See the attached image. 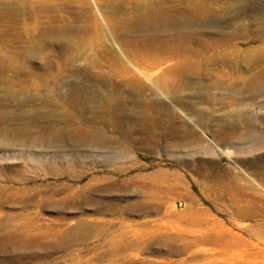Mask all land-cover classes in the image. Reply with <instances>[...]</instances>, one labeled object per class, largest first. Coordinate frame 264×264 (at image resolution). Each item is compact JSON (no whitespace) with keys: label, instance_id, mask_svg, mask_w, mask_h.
<instances>
[{"label":"rangeland","instance_id":"rangeland-1","mask_svg":"<svg viewBox=\"0 0 264 264\" xmlns=\"http://www.w3.org/2000/svg\"><path fill=\"white\" fill-rule=\"evenodd\" d=\"M263 52L264 0H0V264H264V200L213 187L264 174L222 143L238 110L264 135L241 83Z\"/></svg>","mask_w":264,"mask_h":264},{"label":"bare ground","instance_id":"bare-ground-1","mask_svg":"<svg viewBox=\"0 0 264 264\" xmlns=\"http://www.w3.org/2000/svg\"><path fill=\"white\" fill-rule=\"evenodd\" d=\"M9 15L11 16V13ZM145 15L147 16V14H145ZM7 18H10V17L8 16ZM49 42H50V44L62 43V41L57 39V37H56V39H54V38L50 39ZM40 46L41 47L39 48V50H42L45 48L44 43H42ZM193 49H194L193 52L195 54L199 53L197 48H193ZM250 63L257 64V67H259V68L256 71H253V74H251V76L249 78H243V79L238 78L237 81H239L241 79V83H243L245 88L247 87V90L250 91L249 97L252 101V104L255 105L257 103V101H256L257 98L260 96H264V52L261 53L258 57H256ZM117 87L122 89L123 84H117ZM262 103H264V98L262 100ZM226 124H227L229 130H231L233 132V134L235 133V137L233 140H231L232 136H229V137L226 136V138L222 140L223 144L231 145L232 143H235L236 141H238V142L250 141L251 144L249 146L238 149V152L241 154L251 153L252 151H256V150H259L260 148H264V135L260 131H258V128L256 125V118L251 112L244 111V110H238L235 112L234 111L228 112L227 116H226ZM91 139H93V140L90 141V144H94V145H106L107 144L106 140L104 138H101V137L95 136V137H92ZM107 145H110V144H107ZM231 173H233V172L232 171L229 172L230 179H229L228 185H226L224 187H219L217 185L213 186V187H216L215 190L217 192H219V195H221V196L223 195L225 197H228V199H230L233 202L239 200V199H237V197L239 195H241L242 197L250 196V197H253L256 199L258 198L260 200H264V174L259 173L258 174L259 178L257 181H255V180L254 181H247L246 180L245 183H248V184L242 185V184H239L236 182V176H233ZM177 189H178L177 184L172 185L170 183V185H168V186L165 184L164 185H158L157 188H154L153 190L150 189L151 191L148 192V195L150 196V194H151L150 197L154 198L153 201H157L159 199L174 196L177 193ZM157 203L158 202H156V204L153 208L155 209L156 212L160 213L161 212V206H160V204H157ZM250 214H251V212H250ZM188 215H190V213ZM189 220H192V217H189ZM121 225H122V228L125 226L123 223H121ZM140 225H141V227L148 229V231H153V232L159 231L162 227H165L167 229H173V227H174V225H171L170 223H161L160 219L154 220L150 223L149 222H143ZM252 234H253V236H255L254 238L257 240L256 242H258V243H256V244L251 243V245L252 244L255 245L253 250L250 251L251 257H253L254 259L264 257V249L259 247V243H264V234L259 233V232L252 233ZM202 238L205 241H210L211 243L216 244V245H220V246L221 245L233 246V245H239V244L243 243L236 235L230 233V231L229 232L227 231L226 233L220 232V233H217L215 235L211 234L209 236L204 233L202 235ZM201 241H202V239H201ZM118 242H119L118 244H121V241H118ZM128 243H125V244H128ZM132 245H134V247H136L135 245H139V244L136 242L135 244H132ZM117 248L118 247L113 249L111 247V249H113V254H115V255L120 254V252H123V249L118 250ZM134 249H132V250H134ZM212 251L213 250H211V253H212ZM130 255H132V254H130L128 252L126 253L127 257ZM113 260H114V258L108 262L109 263H116V260H114V261ZM205 264H213V260L205 259Z\"/></svg>","mask_w":264,"mask_h":264}]
</instances>
